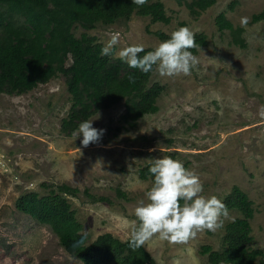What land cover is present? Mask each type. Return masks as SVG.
Instances as JSON below:
<instances>
[{"label": "rangeland", "instance_id": "1", "mask_svg": "<svg viewBox=\"0 0 264 264\" xmlns=\"http://www.w3.org/2000/svg\"><path fill=\"white\" fill-rule=\"evenodd\" d=\"M161 1L171 17L168 24L134 13L90 30L72 28L77 37L87 32L104 46L110 33H120L114 57L134 43L154 50L162 42L157 31L170 35L186 26L206 35V45L193 53L199 63L190 75L161 76L155 66L150 83L164 87L159 110L135 127L122 120L121 101L90 118L93 127L106 130L99 143L83 147L82 136L63 133L72 101L61 74L29 92L0 93V264H84L49 225L16 207L23 194H49L63 183L79 189L67 197L88 244L100 235L127 241L139 223L134 209L140 200L147 202L153 184L140 170L163 156L194 171L205 197L223 201L235 186L245 191L255 208L250 247L264 251V118L258 115L264 105V19L252 21L264 11V0H219L198 16L185 3ZM222 12L235 27L249 18L241 26L245 48L233 42L230 30H219L216 17ZM228 213L215 232H199L185 244L154 236L145 247L161 264H213L204 247L222 248L227 223L241 216L236 209Z\"/></svg>", "mask_w": 264, "mask_h": 264}, {"label": "trees", "instance_id": "2", "mask_svg": "<svg viewBox=\"0 0 264 264\" xmlns=\"http://www.w3.org/2000/svg\"><path fill=\"white\" fill-rule=\"evenodd\" d=\"M177 1L185 3L198 16L219 0ZM134 13L150 16L155 22L171 21L161 0H147L143 6L133 4L132 0H0V93L29 92L61 74L72 101L62 121L63 133L72 135L82 121L121 101L125 105L122 120L135 127L144 116L159 110L158 98L164 87L159 82L150 83L155 66L148 73L130 68L114 57L115 49L113 55L102 56L104 44L96 36L85 32L77 37L72 31L75 24L90 30L98 22L112 24L129 19ZM262 19L264 11L255 14L252 21ZM216 24L220 31L230 30L235 44L247 46L244 27H235L225 13L216 17ZM156 35L162 41L170 38L163 31H157ZM195 40L199 47L207 43L206 35L201 33L195 35ZM199 47L189 51L196 54ZM130 76L135 78V83L130 82ZM150 166L149 163L140 170V177L154 182L148 170ZM78 193L77 187L63 183L49 194L35 191L23 194L17 199L16 207L49 225L65 250L84 264H161L145 245L135 250L130 248L129 239L117 241L100 235L88 244L83 225L67 197ZM222 202L228 210H238L241 216L227 223L220 250H214L211 245L204 247L210 262L254 264L259 259L264 264V251L250 247L251 220L255 215L253 201L235 186Z\"/></svg>", "mask_w": 264, "mask_h": 264}, {"label": "clouds", "instance_id": "3", "mask_svg": "<svg viewBox=\"0 0 264 264\" xmlns=\"http://www.w3.org/2000/svg\"><path fill=\"white\" fill-rule=\"evenodd\" d=\"M132 3L143 6L147 0H132ZM240 23L247 26L249 18L242 17ZM109 35L110 39L101 49L102 56L113 55V48L119 43L120 33ZM197 47L195 33L184 26L173 30L170 38L158 43L154 50L145 52L142 44L134 43L115 55L130 68L143 73L152 71L156 66L161 76L190 75L199 60L189 49ZM141 53L144 54L141 56ZM129 80L135 83L134 77L130 76ZM258 115L264 118V105L259 106ZM105 131L93 127V120H84L72 135L76 138L82 136V146L88 147L99 143ZM150 165L148 170L154 182L145 193L147 202L140 200L134 209L139 223L131 229L130 248H140L154 236L173 244H185L199 232H215L223 227L222 218L229 215L227 206L215 195H202L203 185L194 171L170 156L150 159Z\"/></svg>", "mask_w": 264, "mask_h": 264}]
</instances>
